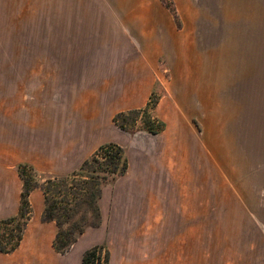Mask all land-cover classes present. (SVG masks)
<instances>
[{
	"label": "rangeland",
	"instance_id": "374dc122",
	"mask_svg": "<svg viewBox=\"0 0 264 264\" xmlns=\"http://www.w3.org/2000/svg\"><path fill=\"white\" fill-rule=\"evenodd\" d=\"M69 1L0 0V171L6 173L0 176V218L16 205L20 183L8 167L26 156L25 145L50 134L53 149L59 125L71 123L69 134L75 120H84L98 126L93 145L117 144L128 161L120 183L103 188L98 202L109 263L264 264V0H167L179 26L159 17L143 25L141 43L110 32L101 40L86 25L82 40L55 34L53 17L61 14L63 28L71 26ZM75 48L93 53L94 66L97 58L110 63H98L85 81L68 80L53 65ZM101 51L114 55H94ZM43 63L54 71L44 75ZM106 73L110 87L102 81ZM98 78L103 89L93 94ZM145 91L156 96L154 113L164 130H120L112 118L143 109L151 95L145 101ZM95 146L81 158L92 156ZM136 188L134 198L141 210L146 202L147 215L141 231L126 240L109 232L111 219ZM38 192L29 196L31 215L19 247L0 254V264H63L62 257L75 264L88 244L85 238L64 255L54 251L55 225L42 222Z\"/></svg>",
	"mask_w": 264,
	"mask_h": 264
},
{
	"label": "crops",
	"instance_id": "0c3cea01",
	"mask_svg": "<svg viewBox=\"0 0 264 264\" xmlns=\"http://www.w3.org/2000/svg\"><path fill=\"white\" fill-rule=\"evenodd\" d=\"M94 3V4H93ZM68 7L72 8V11H70V14L67 17L66 23L70 24V27H65L63 28V20L61 14L58 17V20H55V17H53V23L59 24V29L58 31H54L55 34H69L71 38L82 40L83 39V32H84V25L85 30H87V33L91 35L92 33L96 34V37L98 39L104 40L103 38L108 35V32L110 34L108 37L111 35L115 34L116 38L119 41H128L130 39H135L136 41H141L146 38L145 36V28L143 25L147 24H155L159 17L162 19H169L171 18L170 13L168 10H166L165 7L162 6V4L157 1V0H71L69 1ZM87 9L85 11V14L81 12V10L77 11V9L81 8ZM89 7V8H88ZM96 9H101V12L99 15L98 12L94 10ZM77 13L79 15H77ZM172 19V18H171ZM47 22V17L44 19ZM55 20V21H54ZM94 24V27H90L88 25ZM74 25V26H73ZM102 25V26H98ZM55 29V28H54ZM57 30V29H56ZM91 33V34H90ZM71 34V35H70ZM100 36V37H99ZM89 39V38H88ZM75 48L70 50V52H67L65 54H60V56H66L65 59L59 60L58 67L54 66V68H59L57 70L58 73L63 72V77L66 79H70L73 81H78L79 78L83 81L87 79V74L90 73L91 71H98V68H95V66L100 64H105L110 63V60L107 61V59L102 58L101 60L96 59L95 66L90 64V59L88 58L89 55L91 56L93 53H89L88 51L82 49ZM121 52V55H126V50L123 48L118 49ZM112 53L106 52L103 53H95L94 55L98 56H113L114 51H111ZM104 64V65H105ZM40 67L42 66V72L43 74L47 75V73L52 71L53 67L49 65L48 63H43L42 65H39ZM94 67V68H93ZM62 68V69H61ZM40 70V69H39ZM54 71V69H53ZM95 71V72H97ZM80 72H83L82 78L80 75ZM95 72H92L93 75ZM119 72V71H118ZM115 72L113 73L114 75H118L120 73ZM110 73V72H109ZM121 75V74H120ZM122 78V76H121ZM124 78V75H123ZM134 78V77H133ZM132 78V80H133ZM106 79L107 87H110V76L106 74H103L102 76V81ZM129 79V77H128ZM93 80V79H92ZM100 78L97 80H93L94 83L92 85L94 90H92V93L95 94L99 92V89H103L101 87V84H99ZM131 80V79H130ZM129 80V81H130ZM128 81V80H126ZM61 84V81H60ZM98 89V90H97ZM98 91V92H97ZM146 91L144 93V98L145 101L147 100V95ZM151 92L149 93V95ZM148 95V96H149ZM109 102V100L107 99ZM113 100H111L112 102ZM144 101V102H145ZM92 103H94L92 101ZM110 103V102H109ZM91 120L90 122H94L93 119H95L92 115H90ZM97 119V118H96ZM113 119V118H112ZM75 123H72V128L71 131H69V134H67L68 131L65 129L67 125H71V123H67L65 125H59V132H58V140L54 143L55 147L53 149H50V134L49 135H39L40 137V142L37 141L36 144H26L24 147V151L26 152V156H23V160L21 159L20 161H17L14 163V165L8 167L10 168V176L14 177L17 182L20 183V190L16 188V193L14 194V197L16 199V205L13 209V211L9 214H6V216L1 217V219H5L11 216H14L18 212V207H19V197H20V192H21V181L18 177V174L16 172V166L18 164H28L31 165L36 171L38 172H43L45 174H52V175H64L68 174L74 170H76L81 163L84 161L81 158V153L83 150H89L95 145V149L99 147L101 144L97 145L94 144V139H92L93 135H98V126L97 124H90L86 123L84 124V120H75ZM98 129V130H97ZM95 130V131H93ZM49 136V137H48ZM83 137H85V141H83ZM87 138V141H86ZM90 138L92 139L90 142ZM53 145V146H54ZM52 146V143H51ZM65 154V156L63 155ZM2 168V166H0ZM4 173L3 171H0V176ZM118 180V184H119ZM116 185L115 187H117ZM106 189V188H105ZM104 189V190H105ZM105 194V191H103ZM37 193V192H36ZM39 193V192H38ZM128 196L123 199L122 205L118 207V204H116V209L113 212L112 216V221H113V226L109 232H117L123 233L122 238L123 239H129L130 240V235L131 233L134 232H139L141 231V227H144V222L145 217L147 215V207H146V202L143 200V205H142V210L140 209V205L137 202V199L134 198V194H138V189H131L130 192L128 191ZM34 193L31 194L30 199ZM40 196L41 193H39ZM100 199V204H103V196ZM42 198V197H41ZM105 200V199H104ZM101 210L103 211V205H101ZM103 213V212H102ZM108 211L103 213L105 216V220H107V215ZM141 214V215H140ZM137 216V217H136ZM120 222V223H119ZM135 222V224H134ZM53 225V223H50ZM51 225V226H52ZM53 235L55 234L56 228L53 227ZM105 231V230H104ZM102 231L101 227L98 229H93L91 230H86L85 233L80 237V239L76 242L75 246H78V244L84 240L85 238H89L88 244H86V247H84L81 252H80V257L79 260L75 264H81V256L82 253L94 246V245H99V244H104V239H105V232ZM95 232V233H93ZM115 234V233H114ZM121 235V234H120ZM119 235V237H120ZM111 236V235H110ZM120 240V239H119ZM120 242V241H119ZM121 243V242H120ZM120 245V244H119ZM73 248V247H72ZM71 248V249H72ZM139 248V249H138ZM140 251V246L136 244L135 247V253L137 254ZM135 255V254H134ZM61 258V257H60ZM67 257H62L61 259L63 260V264H71L70 261L71 259H66ZM113 259H110V263L112 264Z\"/></svg>",
	"mask_w": 264,
	"mask_h": 264
},
{
	"label": "trees",
	"instance_id": "16d2710c",
	"mask_svg": "<svg viewBox=\"0 0 264 264\" xmlns=\"http://www.w3.org/2000/svg\"><path fill=\"white\" fill-rule=\"evenodd\" d=\"M160 1L179 26L172 4ZM155 97L152 93L143 109L118 113L112 122L124 132L136 128L158 135L165 125L155 117ZM127 168L124 149L114 143L100 145L76 170L64 175L39 174L31 165L18 164L16 172L21 181L18 212L0 220V254H10L19 247L31 215L29 196L35 190L43 196L42 222L54 223L56 228L52 248L60 255L69 252L87 228L99 227L98 202L103 188L123 177ZM109 257L104 244L94 245L82 253L81 264H109Z\"/></svg>",
	"mask_w": 264,
	"mask_h": 264
}]
</instances>
